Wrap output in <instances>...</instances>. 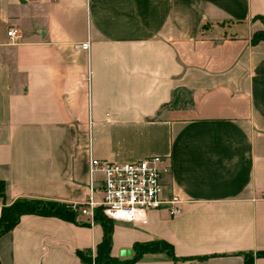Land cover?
Masks as SVG:
<instances>
[{"label": "crops", "instance_id": "crops-1", "mask_svg": "<svg viewBox=\"0 0 264 264\" xmlns=\"http://www.w3.org/2000/svg\"><path fill=\"white\" fill-rule=\"evenodd\" d=\"M256 17L264 0H0V207L17 197L81 203L101 179L89 176L90 157L158 155L179 212L113 220L110 254L159 239L176 260L159 252L133 264H245L246 254L264 264ZM100 238L94 222L23 214L0 236V264H84L76 251Z\"/></svg>", "mask_w": 264, "mask_h": 264}, {"label": "built area", "instance_id": "built-area-1", "mask_svg": "<svg viewBox=\"0 0 264 264\" xmlns=\"http://www.w3.org/2000/svg\"><path fill=\"white\" fill-rule=\"evenodd\" d=\"M10 40L19 35L13 28L6 31ZM87 42L79 45L87 50ZM161 157L150 155L132 162H112L90 157L89 176L101 175L98 187L89 185L88 194L81 203H70V208L77 207L78 218L88 223L93 222V210L100 207L101 213L115 221L144 223L146 212L150 209L164 208L169 215L179 212L180 199L170 192L165 195L161 176L167 171L161 165ZM98 194V199L95 195Z\"/></svg>", "mask_w": 264, "mask_h": 264}, {"label": "trees", "instance_id": "trees-1", "mask_svg": "<svg viewBox=\"0 0 264 264\" xmlns=\"http://www.w3.org/2000/svg\"><path fill=\"white\" fill-rule=\"evenodd\" d=\"M261 24L262 29L254 32L250 37V44L255 45L264 42V19L256 17ZM206 25H203L204 29ZM0 197H3V182L0 181ZM23 214H36L42 216H54L62 220L87 224L82 218H78L77 207L71 209L70 203L59 202L51 199L17 197L9 204H3L0 207V236L9 231ZM93 222L101 227V238L94 246L93 251L90 249L77 250L76 254L81 263L84 264H133L144 254H155L163 252L167 257L176 260L173 255L170 244L163 240H151L146 242H134L131 245L132 254L129 257H115L110 254L111 233L113 220L105 217L101 213L100 207L93 210ZM245 258V264H251V254ZM256 256H264V250L255 252Z\"/></svg>", "mask_w": 264, "mask_h": 264}, {"label": "rangeland", "instance_id": "rangeland-1", "mask_svg": "<svg viewBox=\"0 0 264 264\" xmlns=\"http://www.w3.org/2000/svg\"><path fill=\"white\" fill-rule=\"evenodd\" d=\"M208 27H206L205 29H207Z\"/></svg>", "mask_w": 264, "mask_h": 264}]
</instances>
